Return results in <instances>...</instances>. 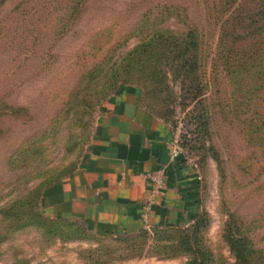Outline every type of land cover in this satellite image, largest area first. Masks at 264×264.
I'll use <instances>...</instances> for the list:
<instances>
[{
	"label": "rangeland",
	"instance_id": "rangeland-1",
	"mask_svg": "<svg viewBox=\"0 0 264 264\" xmlns=\"http://www.w3.org/2000/svg\"><path fill=\"white\" fill-rule=\"evenodd\" d=\"M171 6L200 27L202 65L186 73L159 40L124 62L156 31L184 30ZM220 28L201 0L0 7V264H185L187 235L208 252L205 264H234L224 236L232 213L251 239L252 264H264V65L256 74L228 63L218 53ZM122 87L138 88L147 109L171 125L195 181L192 211L157 238L147 228L95 233L52 216L45 200L51 184L80 166L103 105Z\"/></svg>",
	"mask_w": 264,
	"mask_h": 264
},
{
	"label": "crops",
	"instance_id": "crops-1",
	"mask_svg": "<svg viewBox=\"0 0 264 264\" xmlns=\"http://www.w3.org/2000/svg\"><path fill=\"white\" fill-rule=\"evenodd\" d=\"M173 139L171 125L147 109L138 88H120L103 105L80 166L47 189L51 215L82 222L103 235L185 221L193 208L195 181L181 157H172ZM161 168L166 169V188L146 222L145 173Z\"/></svg>",
	"mask_w": 264,
	"mask_h": 264
},
{
	"label": "trees",
	"instance_id": "trees-1",
	"mask_svg": "<svg viewBox=\"0 0 264 264\" xmlns=\"http://www.w3.org/2000/svg\"><path fill=\"white\" fill-rule=\"evenodd\" d=\"M6 1L0 0V7ZM201 2L205 5L208 16L221 23L218 53H227L228 63L233 60L242 65L245 71L261 73V68L264 65V54L261 53V49H264V0H201ZM76 4L79 5L80 1ZM175 8H178V17L183 18L184 30L177 32L168 28L156 31L130 51L124 58V62L129 63L130 59L147 52L150 47L155 45L154 42L159 40L165 42L167 46H172L170 52L174 53L173 58L181 62L178 64L184 68L186 73L193 72L202 65L200 63V60L203 59L200 27L193 20L190 21V15L186 8H184V15L181 14L179 7ZM254 92L261 91L256 88ZM10 109L12 110L11 114H17L18 111L15 107ZM65 223L71 227H78L75 222L65 221ZM167 226L157 225L147 229H153L157 238L161 234V230ZM241 226L243 224L236 218V214L232 213L227 222L224 236L236 258L234 264H252L251 257L254 251L250 246L251 239L240 233ZM183 239L185 250L191 253V258L185 264H205L211 261L210 257H207L209 256L208 252L203 253L201 247H196L189 235Z\"/></svg>",
	"mask_w": 264,
	"mask_h": 264
},
{
	"label": "built area",
	"instance_id": "built-area-1",
	"mask_svg": "<svg viewBox=\"0 0 264 264\" xmlns=\"http://www.w3.org/2000/svg\"><path fill=\"white\" fill-rule=\"evenodd\" d=\"M172 157L174 159L181 157L182 155V148L180 146V144L178 143V141H174L172 142ZM145 178L148 181V185H149V201L146 207L145 212L142 214V218L148 222L149 219V213L150 210L153 206V204L156 202L157 197H159L163 191L166 188V169L165 168H161L158 169L156 171L153 172H147L145 173ZM147 228H149V226H147Z\"/></svg>",
	"mask_w": 264,
	"mask_h": 264
}]
</instances>
